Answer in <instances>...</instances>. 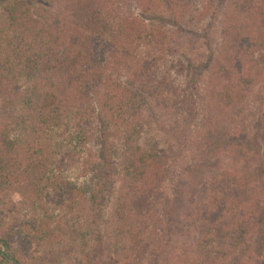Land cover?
<instances>
[{
  "label": "trees",
  "instance_id": "obj_1",
  "mask_svg": "<svg viewBox=\"0 0 264 264\" xmlns=\"http://www.w3.org/2000/svg\"><path fill=\"white\" fill-rule=\"evenodd\" d=\"M57 1L55 13L40 18L37 8L42 10L41 7L47 6L46 0H3L0 12V87L3 88L4 80L13 72L19 75L22 71H40L49 80L39 83L38 91L37 88L34 91V105L27 108L28 112L20 119V124L25 128L23 134L29 126V133L24 135L26 137L8 138L0 125V204L8 211L18 208L19 202L12 198L13 194L18 193L22 197L19 203L22 211L32 209L35 203H41L42 208L47 205L43 193L47 194L46 191L53 189L54 196H57L54 200L55 209L58 211L55 231L61 236L64 235L63 222L70 221L72 225L68 228L74 229L88 215V200L77 185L66 177L64 158H56L55 163H50L48 159L52 157L49 155V143L61 137L56 139L53 128L61 129L66 134H70L72 129L79 131L72 123L75 118H66L80 113L88 94L93 95L97 110L95 130L99 150L95 154L94 149H86L84 166L88 168L93 163L104 168L97 183L98 195L102 194V188L115 176L118 168L125 169L121 175L120 195L115 209L113 237L116 243L113 249L130 247L137 248L140 255H144L147 250L155 253L158 246L150 247L149 242L156 235L168 234L169 237L179 230L175 211L181 194L175 188L177 183L174 182L173 172L161 166L155 150L143 152L135 149L129 153L124 148L120 155L115 156L114 143L123 139L124 132L119 119L112 120L111 124V118L126 100L143 97V93L146 96L157 93L158 97H162L164 91L172 90L169 73L163 69L160 75L154 69L158 57L153 56L152 49L157 50L161 30L157 25H151V18L147 22L142 15L133 17L126 12L121 20H113L119 10V0ZM136 2L143 14L150 13L153 17L161 12H175L171 0ZM188 2L177 0L181 7H185ZM226 4L225 42L216 55L207 54L213 57L206 66H210V75L205 90L207 100L211 102L208 107L211 114L199 130L202 131L199 135L200 139L203 138L202 146L207 143L206 140L212 144L217 142L221 128L234 120L229 112L231 105L246 97L254 86V73L246 55L250 59L254 52L264 48V0H231ZM32 5H37L34 6L33 15L29 11ZM203 9L209 13L210 7L203 5ZM115 33L120 36H115ZM142 48L146 50L141 51ZM136 52H144L151 58L140 65L136 61ZM105 55L109 60L102 59ZM112 59L120 62L117 64ZM110 61L116 73L124 75L125 83L119 77L115 80L107 74ZM95 67L104 69L105 74H98ZM76 150L71 148L62 154L68 157ZM200 156V161L207 160L208 152L201 151ZM70 159L74 160L72 156ZM51 164L54 165V172L50 175ZM129 166L132 170L128 172ZM231 197L234 205L228 209L231 208L230 213L236 211L238 214L235 217L238 223L232 225L247 226L255 215L251 203L241 199L238 194H232ZM196 201L194 203L199 206L200 199ZM225 208L217 205L214 211L207 209L212 216L200 219L202 228L208 225L212 231L221 230L217 219ZM43 210L46 221L41 222L48 224L53 213L45 207ZM190 214V222L194 226L193 218L200 215L197 210ZM12 226L10 229L0 228V246L7 251L3 253L4 256L14 264H35L28 255V249L38 241L41 232L35 230L33 225L35 233L26 235L22 228L16 227L13 231ZM14 241L19 243L18 247L13 246ZM215 244L211 242L207 229L199 230L193 246L197 250V257L184 251V264L196 263L199 252H205L206 247H210L205 258L206 264L226 257L221 244L214 250ZM250 258L252 256L245 258L244 264L251 263ZM260 262V259L253 260V264Z\"/></svg>",
  "mask_w": 264,
  "mask_h": 264
},
{
  "label": "rangeland",
  "instance_id": "obj_2",
  "mask_svg": "<svg viewBox=\"0 0 264 264\" xmlns=\"http://www.w3.org/2000/svg\"><path fill=\"white\" fill-rule=\"evenodd\" d=\"M46 1L47 6L41 7L42 10L37 8L40 18L55 13L58 6L55 4L57 0ZM229 1L213 0L208 3L207 0H189L185 7H181L177 0H171L174 13L161 12L153 17L150 13L143 14L136 0H119V10L113 18L115 21L121 20L127 13L133 17L142 15L147 22L151 18V25L155 24L161 30L157 50L152 49L153 56L158 57L154 69L160 75L163 69L169 73L172 90L164 91L162 97H158L157 93L149 96L143 93V97L126 100L123 107L114 111L110 118L111 124L112 120L118 118L124 132L123 139L114 143L115 156L120 155L124 148L129 153L135 149L143 152L155 150L161 166L173 172L174 182L177 183L175 188L181 194L175 211L178 232L169 237L168 234L156 235L149 242L150 247L158 246L155 253L147 250L141 256L137 248L113 249L116 243L113 237L115 209L120 195L121 175L125 169L118 168L115 176L102 188V194L98 195L97 183L104 168L93 163L88 168L84 166L86 149H94L95 154L99 150L95 130L97 110L93 95L88 94L80 113L66 118H75L72 123L79 131L72 129L70 134H66L61 129L53 128L56 139L61 137L49 143V155L52 157L48 159L50 163H55L56 158H64L66 177L77 185L88 200V215L74 229L68 228L72 225L70 221L63 222L64 235L61 236L55 231L58 211L55 209L54 200L57 196H54L53 189L46 191L47 194L43 193L44 203L47 204L43 207L53 213L48 224L41 222L46 221L41 203H35L28 211L21 210L19 203L22 197L18 193L12 196L15 202H19L18 208L8 211L0 204V228L10 229L13 225V231L20 227L26 235H33L35 230L41 232L38 241L28 249V255L35 264H184V251L197 257V250L193 248L194 240L199 230L204 229H207L211 242H216L214 250L221 244L226 253V257L217 258L210 264H244L245 258L250 256L249 264L259 259L260 264H264V48L254 52L250 59L246 55L254 73V86L246 97L231 105L229 112L234 120L221 128L218 141L214 144L206 140L207 143L202 146L203 138H199L202 134L200 127L211 114L208 108L211 102L207 100L205 90L210 75V66H206L213 57L207 54L216 55L225 42L224 14ZM3 5V0H0V12ZM203 5L210 7L209 13L203 9ZM34 6L37 5L29 9L32 15ZM114 35L120 36L119 33ZM135 54L140 65L151 58L144 52ZM102 59L109 60L106 55ZM112 60L117 64L120 62L118 59ZM95 70L102 76L105 74L101 67H95ZM106 72L115 80L119 77L125 83L124 75L116 73L111 61ZM13 73L4 80L3 88L0 87V125L11 139L18 136L24 138L29 133L27 125L26 133L23 134L25 128L20 124V119L28 112L27 108L34 105V91L36 88L38 91L39 83L49 80L40 71H22L19 75ZM33 140L36 141L35 138ZM207 146L209 148L203 149ZM71 148H77L70 155L74 160L62 154ZM201 151L208 152L207 160L200 161ZM50 166L51 175L54 165ZM130 170L132 168L129 166L128 172ZM232 194H238L241 199L251 203L255 215L250 219L248 228L245 224L232 225L238 223L235 221L237 212L230 213L234 205ZM198 199L201 201L199 206L194 203ZM217 205L227 208L217 219L221 230L212 231L208 225L202 228L200 219L212 216L207 209L214 211ZM229 206L232 207L228 209ZM194 210L200 216L193 218V226L190 212ZM13 246L18 247L19 243L14 241ZM208 250L210 247H206L205 252H199L194 264H206ZM5 252L6 249L0 246V263L14 264L4 256Z\"/></svg>",
  "mask_w": 264,
  "mask_h": 264
},
{
  "label": "water",
  "instance_id": "obj_3",
  "mask_svg": "<svg viewBox=\"0 0 264 264\" xmlns=\"http://www.w3.org/2000/svg\"><path fill=\"white\" fill-rule=\"evenodd\" d=\"M1 264V263H0Z\"/></svg>",
  "mask_w": 264,
  "mask_h": 264
}]
</instances>
